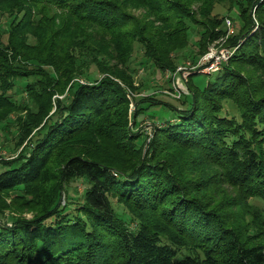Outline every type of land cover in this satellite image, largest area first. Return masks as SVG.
<instances>
[{"label": "trees", "instance_id": "obj_1", "mask_svg": "<svg viewBox=\"0 0 264 264\" xmlns=\"http://www.w3.org/2000/svg\"><path fill=\"white\" fill-rule=\"evenodd\" d=\"M24 1L32 7H23L18 0H7L5 7L0 0V7L9 13L6 25L0 23V110L19 114L23 110L18 107L32 109L27 116L19 114L18 134H29L46 120L32 139L35 148L30 156L24 153L0 163V196L33 184L39 188L32 200L20 196L13 200L18 209L35 211L32 219L6 217L0 208V264H264V223L257 231L229 225L225 214L206 209L204 199L220 177L246 196L264 200V92L260 90L264 0H203L205 21L185 0H141L162 24L149 34L145 30L150 22L130 17L114 0ZM225 2L231 3L227 15L236 9L240 18L238 31L228 42L239 45L235 54L219 71L192 75L186 83L189 94L180 97L181 108L153 95L134 98L139 108L133 127L128 122V88L110 77L96 78L90 71L94 66L101 69L105 56L86 46L82 30L66 38L68 20L65 28L54 31L51 23L56 14L50 15L54 9L62 10L78 24H93L116 40L129 41L131 47L138 42L147 60L141 67L150 63L165 71L176 69L170 54L187 47L193 26L201 51L194 62L206 55L213 40L227 35L228 17L212 12L216 4ZM129 24L131 29L120 35L117 30ZM240 40L244 41L240 44ZM239 65L257 69L262 78L254 82L243 76ZM68 86L66 100L54 104L53 96L63 94ZM16 93L29 97L20 101ZM226 98L241 107L239 118L222 115L221 102ZM142 100L152 102L149 106H167L171 113L168 119L153 121L154 135L145 157L146 133L141 130L145 116H141L147 107L140 105ZM112 105L122 107L116 119H109L107 109ZM104 116L112 122L99 126ZM89 129L129 154L128 168L79 151L55 170L51 162L56 150ZM118 132L123 136L126 132L127 140L121 141ZM175 147L203 153L202 159L189 169L186 161L191 164V160L173 163L163 157ZM203 173L206 177L201 179ZM195 175L199 177L192 184ZM79 178L90 183L85 197L62 204L60 184ZM114 197L154 217L134 227L115 208Z\"/></svg>", "mask_w": 264, "mask_h": 264}, {"label": "rangeland", "instance_id": "obj_2", "mask_svg": "<svg viewBox=\"0 0 264 264\" xmlns=\"http://www.w3.org/2000/svg\"><path fill=\"white\" fill-rule=\"evenodd\" d=\"M18 1L23 5V7H32L28 5L27 1ZM114 1L124 5V10L126 13L130 14V17L133 16L134 18H138L139 20H142L144 22H150V27L148 26L149 29L145 30V33L149 34L155 32L157 31V29H160V27H162L161 22L156 20L155 14H153V12L147 7H144L141 3V0ZM8 2H10V0H8ZM8 2L7 0H4V2H2L3 6L6 7L8 5ZM185 2H187V4H189V6L193 10H195V12L197 13V17L201 21L206 20L204 14L201 12L206 3L205 1L185 0ZM230 7V2H225V4H216V7L212 11L213 14H218L221 16L225 15L226 17H228L226 24H224L227 35L220 36L216 40H213L209 44L207 48L208 52L203 56V58L211 53V51H214V53H220L225 49V51L231 52V55L229 57L230 59L237 51L239 45L237 47L230 46L228 42L229 37L235 35V33L238 31L240 26V18L236 13V9L231 12V14L227 15L228 9ZM4 11L8 12L0 7V23L6 25L9 13L5 14ZM254 12L255 11H253V13ZM53 13L56 14V19L51 23L54 31L61 29V27L65 28L66 25L64 21L68 20V23L70 24H68V30H66L65 32L66 38H69V36L74 31L82 30L83 33H85L87 36L86 46L89 45L91 48L99 51L100 54L105 56L104 64L101 69H98L94 66L90 69L91 73L95 75L96 78L110 77L111 79L122 83L128 88V97L131 100L128 105V122L129 126L131 127L134 126L133 115L139 108V104L135 102L134 98L137 100L147 99L149 95H153L162 101L174 104L175 106L181 108L183 104L180 103V97L189 94L188 86L186 83L188 82L189 78L192 77V75L202 73L200 72L199 67L203 58H201V60H197V62H194L195 58L198 57L197 52H201L197 44L199 36L196 26H193L189 32L190 42L188 43L187 47L185 49H182L179 53L173 52L170 54L172 62L176 64V69H166L165 71H163L160 69H156V67L150 63H147V68H145L144 66L141 67L140 63L147 60L140 43L135 42L133 43V47H131L132 44L129 43V41L127 42L123 39L116 40L109 32L104 31L101 28L94 26L93 24H78L67 12L54 9L53 12L50 13V15H53ZM129 29H131V24L126 26V28H122L117 31L121 35L122 32H127L129 31ZM6 38L7 37L4 36L5 41ZM29 39L36 41L37 38L33 36ZM243 41L244 40H240V44ZM229 59L224 61L223 64L228 62ZM239 68L243 70V76H245L246 74V76L248 75V78H250L254 82L260 81L261 74L257 69L246 67L243 65H239ZM38 78L39 76L32 77V79L35 80H37ZM260 82V90L264 92V81L262 80ZM69 86L63 94H56L53 96L52 100L54 101V104L57 103V99L66 100L65 97L69 90ZM15 97L18 100L22 101L25 97H29V95H21L16 93ZM151 103L152 102L147 100H142L140 102V105L143 108L147 107L146 111L144 112L145 114H142L141 116L142 118L145 116L142 121L143 127L141 128V130L145 131L146 136L145 138H143V141H145V143L147 142L143 149L144 157L148 147V143L151 141V138L154 135L155 127L153 125V121H160L171 117L170 110L167 109V106H149V104ZM221 103L224 109L222 115L229 114L230 116L234 115L237 118L241 116V107L235 100L226 98ZM112 104L114 105V102ZM30 105L34 110L38 108L35 103H30ZM113 105L109 106L107 109V111H110L109 113H111L109 119L111 117L113 119H116L118 117V115L115 116L116 111H120V109H122V107L115 108ZM56 107L57 106L55 105L54 110H56ZM18 109L19 111L23 110V112L19 113L23 116H27L32 111L31 108L25 107H18ZM16 111L17 110L14 109L0 110V163L19 159L24 153H27L26 155L30 156L32 149L35 148V143H32V139L36 135H38L39 130L46 120L44 119L43 123L38 127H35L29 134H27L26 132L24 134H18V131L20 130V123H18L17 121L19 119V114ZM147 116H155V118L151 119ZM7 120H11L9 122V125H7ZM14 121H17V124L14 123ZM107 122L112 121L107 120L105 116L98 121V123H100L99 126L102 125V123ZM96 131L94 129H89L82 133L76 134L74 137L69 138L56 150L51 162L52 167L55 170H60L64 165L67 157L79 151H82L91 154L95 158L112 159L115 163H117V165L128 168V166L132 162L129 154L120 151L119 149L113 148V146L110 145L107 140L104 139ZM118 133V137H121V141L127 140L128 136L126 132L124 136L120 132ZM163 155V157L169 159L173 163L174 161L184 163L186 160H191V164L186 161V167L188 165L190 169L194 161L198 162L200 160V157L202 159L203 153L200 156L198 154L196 155L190 150L175 147L167 149ZM211 171L214 170L211 169ZM199 175L197 177L195 175L193 179H191L192 184H194L195 179H198ZM204 176L206 177V174L203 173L200 178L202 179V177ZM213 185L214 187L209 190L208 196L204 198L206 201L205 203H207L206 209H209L211 211L216 210L217 214H225V217L228 219L227 222L229 225H234L240 228L243 227L248 231H257L259 224H262L261 222L264 223V200L258 197L246 196V194L243 193L239 187L229 184L226 180H221L220 177L219 180H214ZM60 186L62 192L61 202L62 204H66L67 202L70 203L81 201L85 197L86 191L90 187V183L85 178H79L67 183L62 182ZM38 191V185L33 184L30 185L28 189L19 188L15 191L10 192V194L8 195H2L0 196V208L4 209L6 217L21 216L26 219H32L36 215V212L23 207L18 209L17 206H14L13 200L17 196H20L21 198H24L26 200H32L35 195H38ZM199 191L202 192L201 189H199ZM112 202L115 208L120 212V214L123 217L129 219V221H131L130 223H132V226L134 227L139 226L142 221L149 220L150 217H154L150 216L147 213L143 214V212H141L140 210H136V208H133L129 203L120 201L118 197L112 198ZM161 211L162 209L159 210L160 214ZM162 239L164 241L168 240L164 236H162Z\"/></svg>", "mask_w": 264, "mask_h": 264}, {"label": "built area", "instance_id": "obj_3", "mask_svg": "<svg viewBox=\"0 0 264 264\" xmlns=\"http://www.w3.org/2000/svg\"><path fill=\"white\" fill-rule=\"evenodd\" d=\"M230 55L231 52L225 51V49L220 53H214V51H211V53L201 60L199 67L200 72L213 73L219 71L222 68L223 62L228 60Z\"/></svg>", "mask_w": 264, "mask_h": 264}]
</instances>
